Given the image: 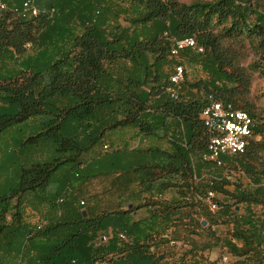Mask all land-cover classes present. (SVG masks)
<instances>
[{
  "label": "trees",
  "instance_id": "obj_1",
  "mask_svg": "<svg viewBox=\"0 0 264 264\" xmlns=\"http://www.w3.org/2000/svg\"><path fill=\"white\" fill-rule=\"evenodd\" d=\"M2 1L0 264H264V103L248 99L264 0H33L35 16ZM188 37L203 51L171 58ZM174 63L203 73L176 96ZM210 98L254 121L220 164L202 158ZM124 129L137 145L95 152ZM98 177L116 193L101 211L80 196Z\"/></svg>",
  "mask_w": 264,
  "mask_h": 264
},
{
  "label": "built area",
  "instance_id": "obj_2",
  "mask_svg": "<svg viewBox=\"0 0 264 264\" xmlns=\"http://www.w3.org/2000/svg\"><path fill=\"white\" fill-rule=\"evenodd\" d=\"M5 8V2L0 0V10ZM22 16H35L38 12L33 0H23L19 8L15 9ZM192 49L196 52H202L203 48L198 46L192 37L175 40L169 48V56L175 58L185 49ZM173 71L170 74V84L167 91L172 96H176L177 88L184 76L185 68L182 64L174 63ZM201 118L205 127L210 132L207 143V151L203 154V159L220 164L222 155H231L242 152L247 139L251 135L253 119L243 110L236 109L232 104H223L220 101L209 99L201 110ZM107 148V145H104ZM208 199L211 209L216 208L211 203L212 192H208ZM83 203V201H81ZM120 237H123L121 234ZM100 242L106 240L101 236Z\"/></svg>",
  "mask_w": 264,
  "mask_h": 264
},
{
  "label": "rangeland",
  "instance_id": "obj_3",
  "mask_svg": "<svg viewBox=\"0 0 264 264\" xmlns=\"http://www.w3.org/2000/svg\"><path fill=\"white\" fill-rule=\"evenodd\" d=\"M250 58L251 53L248 55L245 65L248 63ZM5 63L7 66L12 65V63H9L8 61H5ZM185 71L189 80H196L203 77V73L198 64H187ZM248 99L252 102H257L260 104L264 103V74L254 72V80L250 88ZM138 141V137L133 135V131L130 129L116 130L106 136L102 144L95 148V152H102L105 149L103 144L107 145L106 150H111L122 145L123 142H126L129 147H134L138 144ZM139 145L143 148L150 145H159L162 148L168 147L167 142L164 140H154L149 138H146L144 142L141 140ZM89 157V154L84 155V158ZM80 196H84L88 204H98L100 208H97V211H101L103 204L107 203L108 201H112L113 199L115 200L116 193L114 192L113 188H109L108 179L98 177L92 179L91 182L80 189ZM32 219L35 221V218ZM178 245H180V243H178ZM217 255L218 254L216 251L204 252V258L207 260V264H212V261L217 259ZM231 261L232 259H230L228 256H224L220 260L217 259V264H231Z\"/></svg>",
  "mask_w": 264,
  "mask_h": 264
},
{
  "label": "water",
  "instance_id": "obj_4",
  "mask_svg": "<svg viewBox=\"0 0 264 264\" xmlns=\"http://www.w3.org/2000/svg\"><path fill=\"white\" fill-rule=\"evenodd\" d=\"M205 222L204 221H202V224H204Z\"/></svg>",
  "mask_w": 264,
  "mask_h": 264
}]
</instances>
